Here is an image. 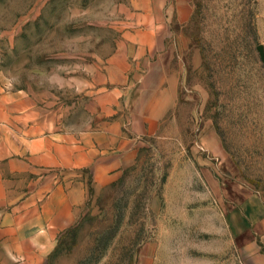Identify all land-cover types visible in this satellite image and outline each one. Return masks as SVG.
<instances>
[{
  "label": "rangeland",
  "instance_id": "obj_1",
  "mask_svg": "<svg viewBox=\"0 0 264 264\" xmlns=\"http://www.w3.org/2000/svg\"><path fill=\"white\" fill-rule=\"evenodd\" d=\"M193 1L176 107L53 264H248L237 233L264 201V0ZM116 2L0 0V89L30 90L68 129L86 122Z\"/></svg>",
  "mask_w": 264,
  "mask_h": 264
},
{
  "label": "crops",
  "instance_id": "obj_2",
  "mask_svg": "<svg viewBox=\"0 0 264 264\" xmlns=\"http://www.w3.org/2000/svg\"><path fill=\"white\" fill-rule=\"evenodd\" d=\"M193 11V0H117L106 14L117 37L90 70L83 124L66 128L30 90L0 89V264H53L92 195L159 134L178 102ZM248 209L239 256L264 264V201Z\"/></svg>",
  "mask_w": 264,
  "mask_h": 264
}]
</instances>
